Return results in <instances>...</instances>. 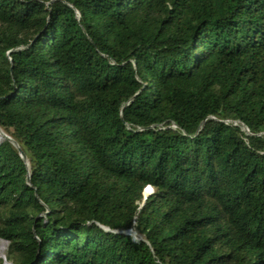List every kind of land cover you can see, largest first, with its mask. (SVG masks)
I'll use <instances>...</instances> for the list:
<instances>
[{
    "label": "trees",
    "instance_id": "obj_1",
    "mask_svg": "<svg viewBox=\"0 0 264 264\" xmlns=\"http://www.w3.org/2000/svg\"><path fill=\"white\" fill-rule=\"evenodd\" d=\"M0 132V264H264V0H0Z\"/></svg>",
    "mask_w": 264,
    "mask_h": 264
},
{
    "label": "rangeland",
    "instance_id": "obj_2",
    "mask_svg": "<svg viewBox=\"0 0 264 264\" xmlns=\"http://www.w3.org/2000/svg\"><path fill=\"white\" fill-rule=\"evenodd\" d=\"M150 191H152V189L150 187H147L145 188L144 193L149 194ZM5 250H6V242L0 241V258H4Z\"/></svg>",
    "mask_w": 264,
    "mask_h": 264
},
{
    "label": "built area",
    "instance_id": "obj_3",
    "mask_svg": "<svg viewBox=\"0 0 264 264\" xmlns=\"http://www.w3.org/2000/svg\"><path fill=\"white\" fill-rule=\"evenodd\" d=\"M241 129L244 130L245 132H248V128L244 125H241Z\"/></svg>",
    "mask_w": 264,
    "mask_h": 264
},
{
    "label": "water",
    "instance_id": "obj_4",
    "mask_svg": "<svg viewBox=\"0 0 264 264\" xmlns=\"http://www.w3.org/2000/svg\"><path fill=\"white\" fill-rule=\"evenodd\" d=\"M0 134L3 135V133H0ZM20 154H21L22 157L24 156L22 152ZM4 264H10V263H4Z\"/></svg>",
    "mask_w": 264,
    "mask_h": 264
}]
</instances>
